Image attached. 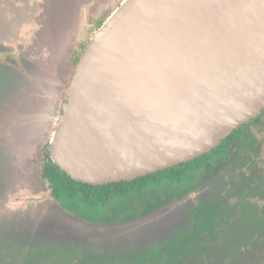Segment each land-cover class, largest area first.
<instances>
[{
    "label": "rangeland",
    "instance_id": "rangeland-1",
    "mask_svg": "<svg viewBox=\"0 0 264 264\" xmlns=\"http://www.w3.org/2000/svg\"><path fill=\"white\" fill-rule=\"evenodd\" d=\"M119 2L0 0V264H264V113L178 180L104 207L48 194L71 61Z\"/></svg>",
    "mask_w": 264,
    "mask_h": 264
},
{
    "label": "water",
    "instance_id": "water-1",
    "mask_svg": "<svg viewBox=\"0 0 264 264\" xmlns=\"http://www.w3.org/2000/svg\"><path fill=\"white\" fill-rule=\"evenodd\" d=\"M264 109V0H120L91 32L48 139L75 181L210 153Z\"/></svg>",
    "mask_w": 264,
    "mask_h": 264
},
{
    "label": "trees",
    "instance_id": "trees-1",
    "mask_svg": "<svg viewBox=\"0 0 264 264\" xmlns=\"http://www.w3.org/2000/svg\"><path fill=\"white\" fill-rule=\"evenodd\" d=\"M104 18H102L97 22L96 27L103 21ZM85 45L86 43H84L81 46V51L83 50ZM80 53L81 52L75 55L71 61L72 70L70 74H72L73 72L75 63ZM66 97H67V91H66ZM263 113H264V109L262 110L260 115L257 118L253 119L252 121L258 120ZM247 124L239 127L238 129L245 127ZM237 130L233 131L229 136L223 139L220 142V144L210 153L201 155L192 161L179 163L174 167H169L167 169L160 170L152 174L139 176L131 181H120L114 183H106L102 185L86 184L79 181H75L71 177H69L50 159L47 149L48 147V141H47L42 145L39 152V160H40L39 177L45 182L50 197H52L55 200H59L60 198L77 199L78 201L84 204H89L92 206L101 205L104 207L107 206L113 198L126 197L132 192L139 191L140 189H142L147 185L158 182L161 177H164L167 174H170L171 177H175L176 179L182 177V175L187 171V169L198 168L200 164L203 162V160H205L206 156H210L215 152L218 153L220 149H223L229 146L230 144L234 143V141L236 140L235 136H238Z\"/></svg>",
    "mask_w": 264,
    "mask_h": 264
}]
</instances>
